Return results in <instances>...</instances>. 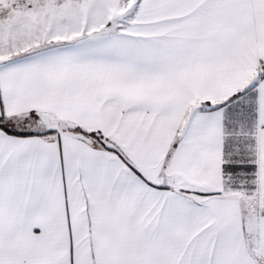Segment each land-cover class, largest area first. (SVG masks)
Here are the masks:
<instances>
[{
	"label": "snow or ice",
	"instance_id": "obj_1",
	"mask_svg": "<svg viewBox=\"0 0 264 264\" xmlns=\"http://www.w3.org/2000/svg\"><path fill=\"white\" fill-rule=\"evenodd\" d=\"M0 264H264V0H0Z\"/></svg>",
	"mask_w": 264,
	"mask_h": 264
}]
</instances>
